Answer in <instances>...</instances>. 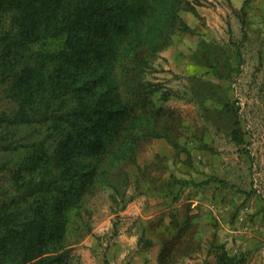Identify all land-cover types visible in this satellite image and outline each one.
<instances>
[{
    "label": "rangeland",
    "instance_id": "374dc122",
    "mask_svg": "<svg viewBox=\"0 0 264 264\" xmlns=\"http://www.w3.org/2000/svg\"><path fill=\"white\" fill-rule=\"evenodd\" d=\"M108 3L127 41L106 37L76 83L124 112L93 135L94 152L60 157L81 190L66 208L62 264H264V0ZM133 39L147 116L123 83L122 63L137 64L122 55ZM8 85L0 113L16 107ZM48 134L0 129V200L59 158V140L39 152Z\"/></svg>",
    "mask_w": 264,
    "mask_h": 264
},
{
    "label": "trees",
    "instance_id": "16d2710c",
    "mask_svg": "<svg viewBox=\"0 0 264 264\" xmlns=\"http://www.w3.org/2000/svg\"><path fill=\"white\" fill-rule=\"evenodd\" d=\"M108 2L0 0V83L8 82L7 97L16 103L11 113H0V129L44 126L49 134L36 142L43 145L39 150L42 157L49 156L47 141L59 140V158L46 162L38 179L24 180L16 175L23 181L16 180L0 200V264H62L65 257L62 239L66 208L81 190L72 181L78 169L67 174L71 161L67 157L68 165L61 167L60 157L72 152V147L94 152L97 145L93 135L108 130V122L124 112L120 106L112 108L102 90L89 88V95H80L82 89L76 83L80 69L89 63L91 55H97L106 37L114 33V41L123 36L127 41L128 24L122 23L123 14L117 21L116 8ZM119 6L122 13L134 12V5ZM174 17L179 20L177 13ZM180 25L188 29L184 22ZM136 43L130 41L128 52L122 54L126 59L137 58L135 68L122 63L121 72L128 92L141 100L147 116L146 87L139 79L144 61ZM103 77L101 74L98 81ZM143 128L151 132L149 127Z\"/></svg>",
    "mask_w": 264,
    "mask_h": 264
}]
</instances>
